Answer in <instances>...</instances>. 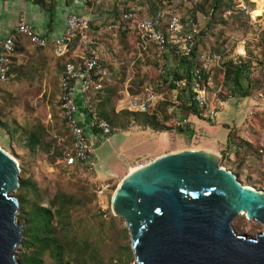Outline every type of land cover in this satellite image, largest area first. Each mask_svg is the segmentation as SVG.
Listing matches in <instances>:
<instances>
[{
  "label": "rangeland",
  "instance_id": "1",
  "mask_svg": "<svg viewBox=\"0 0 264 264\" xmlns=\"http://www.w3.org/2000/svg\"><path fill=\"white\" fill-rule=\"evenodd\" d=\"M195 3L194 7L182 6V12L199 26L196 63L204 68L205 83H210L206 85L208 102L205 110L215 113L214 125L201 117L197 136L186 137L177 133L179 127L185 126L180 122L188 95L175 88L177 79L174 74L181 76L180 79L186 77L192 67L190 61L178 59L171 53L166 59L153 54L140 56L121 37L105 47L110 75L102 107L118 132L109 143L96 150L95 171L66 167L58 160L53 147L54 137H63L64 134L55 108V79L50 82L46 104L31 106L19 101L18 97L15 106L10 103L6 107L9 108L7 126H11L4 129L0 147L17 161L19 182L20 178L29 182V187L22 191L29 205L36 202L54 213L61 212L60 216H55L53 226L55 234L62 239L64 259L71 264L82 263V246L93 248L92 258L85 264H136L129 230L124 219L113 214L111 206L114 192L125 178L127 168L145 165L159 154L196 149L202 142L200 137L207 142L213 137L215 141L225 143L227 130L221 126L224 122L231 127V132L226 151L219 156L218 166L230 171L242 186L264 193V11L257 4L258 0H222L220 4L216 0H195ZM239 4H243L248 12ZM227 11L231 15L224 17ZM15 30L16 27L9 34H14ZM202 55L205 59L200 58ZM238 58L251 63L252 89L245 98L231 94L216 76L224 64L238 62ZM13 62L16 63V59ZM15 74H19L17 67L10 71V76ZM14 78L17 81V77ZM149 91L161 98L148 113L155 114L158 122L155 127L144 126L141 117L128 114L129 111L124 109L129 97H142ZM220 102L224 103L222 107ZM41 105H48L46 113L50 118ZM44 120H50V123L45 125ZM130 127L140 131L137 141L127 137ZM163 127L167 129L159 131ZM115 141L120 147L143 142L137 148L138 156L130 161L129 166L126 162L124 164V155L118 154L122 148L115 146ZM121 164L125 167L122 174H113L119 171ZM100 165L113 173L103 174ZM19 193L17 189L10 196L18 201ZM54 198L56 203L51 205ZM19 206L18 202L17 222L24 232ZM232 227L237 235L247 238H254L263 231L260 223L247 219L245 215H237ZM22 254L23 248L19 244L15 250L19 264H22ZM42 259L43 264L55 262L49 253H45Z\"/></svg>",
  "mask_w": 264,
  "mask_h": 264
},
{
  "label": "water",
  "instance_id": "2",
  "mask_svg": "<svg viewBox=\"0 0 264 264\" xmlns=\"http://www.w3.org/2000/svg\"><path fill=\"white\" fill-rule=\"evenodd\" d=\"M183 150L155 158L128 175L112 210L129 230L136 264H264V193L240 184L218 166L219 156ZM17 162L0 148V264H19ZM263 226L254 238L237 235V215Z\"/></svg>",
  "mask_w": 264,
  "mask_h": 264
},
{
  "label": "built area",
  "instance_id": "3",
  "mask_svg": "<svg viewBox=\"0 0 264 264\" xmlns=\"http://www.w3.org/2000/svg\"><path fill=\"white\" fill-rule=\"evenodd\" d=\"M195 5V0H162L151 14H141V11L134 8L120 11L118 19L109 21L106 30L132 37L140 56L149 54L150 51L155 57L162 58L166 52L172 51L176 58L190 60L197 47L200 30L195 20L184 16L182 6ZM239 7L247 11L243 4H239ZM230 15L231 12L227 11L223 16ZM64 23L62 35L53 39L36 33L27 24L24 16L20 15L15 33L9 34L1 47L0 83L9 81V58L19 36L25 37L37 49L52 48L57 57L65 58L58 95L66 130L65 139L56 140V145L62 147L60 162L66 167L82 166L88 171H95L96 150L118 132V129L110 126L99 115L96 107V96L103 91L109 71L96 51L99 33H94L93 36L89 34L90 18L70 13ZM74 48L79 49L81 55L68 58L67 55ZM200 58L205 59L203 55ZM209 84L204 83L202 73L197 67H193L188 76L174 81L177 90L191 91V101L200 117L213 121L215 113L205 110L208 102L206 85ZM160 100L157 94L149 91L142 97H129L124 109L148 114ZM219 105L222 107L224 103L220 102Z\"/></svg>",
  "mask_w": 264,
  "mask_h": 264
},
{
  "label": "crops",
  "instance_id": "4",
  "mask_svg": "<svg viewBox=\"0 0 264 264\" xmlns=\"http://www.w3.org/2000/svg\"><path fill=\"white\" fill-rule=\"evenodd\" d=\"M160 1L162 2V0ZM155 2H157V0H0V51L4 39L9 35L10 31L14 27H16L20 15L24 16L27 24L31 26L36 33L44 37L55 39L60 37L64 32V22L66 16L70 13H78L86 15L90 18V36H93L94 33H99L98 48L96 49V51L98 52V55L101 57V59L106 62L108 58V53L106 52L105 47L108 43H112V40L120 36L118 33H113L106 30L108 22L117 20L120 11H128L132 8L138 9L139 11H141V14H143V12L149 13L151 5H153L154 7ZM160 3H158V5ZM155 5H157V3ZM72 52L67 55L68 58H74L75 56L81 55V51L77 48L72 49ZM170 53L173 54L172 51L166 52V54L163 56L164 59H166L167 57L169 58L171 55ZM151 54L153 53L149 52V54H146V56ZM9 59V70L11 71L13 68L17 67L19 74L17 76L16 74L14 76H10L9 71V81L0 83V140H3V137L5 135L4 129H7L9 126H11H7V120L9 119V108L6 107L10 103L15 106L18 101V97L20 99L19 101L23 100L25 103H29L31 106H34L36 104H44L46 98H48V93L51 88L50 82L53 81V79H55V81L53 82L55 83L54 88L56 89L55 108L59 114L61 127L63 128L64 134L63 137L55 136L54 138L55 140L65 139V124L62 119L58 103L59 80L63 71L65 58L57 57L54 54L52 48L37 49L33 45H31L25 37L19 36L15 43L14 52L12 53ZM14 59H16V63L13 62ZM191 69L192 67L189 68L190 71ZM14 77H17V81L14 80ZM188 104L189 102L185 101V105ZM41 106L46 110L45 115L47 114V117L50 118V114L46 113L49 110L48 105ZM182 114L183 115L181 117L182 119L180 124L185 125L184 128L187 129L184 135L186 137L197 136V134L200 132V130H197V128L201 127V119L190 114L187 111H182ZM183 121H185V123H183ZM213 121L210 122L213 123ZM42 123L48 125L50 123V120H44V122ZM212 125H214V123ZM221 126L227 130V142L228 136L231 132V127L226 126L225 122L221 124ZM127 130V137H132L130 138L132 141H137V135H140V131L133 127H130ZM133 132H135V135H133ZM114 135L115 134L109 137V141L107 143L110 142L111 137H113ZM152 138L155 139L158 137L152 136ZM200 140L202 142L198 146V148L187 150L205 151L215 155H217L221 151H226V142L219 143L215 141L213 137L210 138L208 142L204 141L202 137H200ZM142 143L143 142H137L132 145L130 144V146L126 145L127 147H120L118 141H115V146L122 148L121 153L118 154H120V156L121 154L124 155V164L126 162L129 166L130 161L135 159L136 156H138L137 148ZM53 147L57 151L61 146L56 145L55 141ZM0 148L2 149V147ZM2 150L4 151V149ZM162 155L165 154H159L155 158H158ZM155 158H153L152 160H154ZM95 163L97 165V157L95 158ZM137 166L138 167L132 165L129 169V172L128 167L126 174H124L123 177H126L133 167L137 169L143 165ZM99 167L104 172L103 174L113 173L102 165H100ZM118 168L119 171L113 173L117 176L122 174L125 167L121 164Z\"/></svg>",
  "mask_w": 264,
  "mask_h": 264
},
{
  "label": "trees",
  "instance_id": "5",
  "mask_svg": "<svg viewBox=\"0 0 264 264\" xmlns=\"http://www.w3.org/2000/svg\"><path fill=\"white\" fill-rule=\"evenodd\" d=\"M216 1L219 4L222 2V0H216ZM160 2H161L160 0H157L155 4L157 3L158 5V3ZM155 4L154 7L153 5H151V9L149 12L150 14L154 13V11L156 10L157 5ZM119 35H120L119 37L127 41L129 47L136 50L135 40L132 37L128 36L125 33H121ZM263 50H264V41H263ZM196 51H197V47L192 54V58L188 61H190L189 64L191 63L192 68L193 67L199 68L202 73V76H204L203 66H199L196 63L198 58V56L196 55ZM238 59H239L238 62H229L224 64L222 70L218 71V73H216V76L218 75V79L219 80L221 79L222 85L225 86L230 91L231 94H238L240 97L245 98L250 95V91L252 89L251 63L244 58H238ZM104 65L108 67V64L106 62L104 63ZM174 75L176 79L181 78V76H179L178 74H174ZM203 81L205 83L206 79L203 78ZM106 83L107 82H105L103 85V91L96 96L97 99L96 107L99 115L102 118H104L110 124V126L115 127L111 123V120L109 119L108 115L102 109L103 101L105 97V91L107 87ZM171 87L173 88L174 86ZM185 93H187L188 95L189 104L183 106L182 110L187 111L190 114L201 119L199 115V111L191 101V91L188 89L185 90ZM128 114L141 117L144 126L155 127L158 125L156 116L153 113L142 114V113L128 112ZM166 129L167 128L163 127L160 128L159 131H165ZM186 131H187L186 128L179 127L177 133L184 134ZM228 138H230V134ZM61 152H62V147H60L56 153L59 161L61 159ZM73 167H79V166H73ZM29 185H30L29 182L20 178L19 187H18L20 193L18 194L17 199L20 204L19 219L22 222L24 221V228H25L23 232L22 241L20 242L21 247L23 248L21 263L43 264L42 256L45 253H49L50 257L55 261L54 264H71V262L66 261L64 259L65 249L63 247L62 239L55 234V226H53L55 216L56 215L60 216L61 212L57 211L56 213H54L51 211L49 207H43L36 202H33L32 205H29L27 199L25 198V194L22 193V191L27 187H29ZM32 189H34V187H32ZM54 203H56V198H54L51 201V205H54ZM62 203H64V200L62 201ZM28 206H30V208L26 209V207ZM80 249H81L80 260L82 263H76V264H85L86 260L92 258L93 248L91 249L89 248V246H82L80 247ZM95 264H100V263H95Z\"/></svg>",
  "mask_w": 264,
  "mask_h": 264
},
{
  "label": "bare ground",
  "instance_id": "6",
  "mask_svg": "<svg viewBox=\"0 0 264 264\" xmlns=\"http://www.w3.org/2000/svg\"><path fill=\"white\" fill-rule=\"evenodd\" d=\"M257 4H259L261 10L264 11V0H258V3H257ZM261 10H260V11H261ZM261 12H262V11H261ZM263 13H264V12H263ZM143 166H144V165H143ZM141 167H142V166H140L139 168H141ZM130 168H131V166L129 167V169H130ZM139 168H137V169H136V168H132L131 171H130V173H129L128 175L134 173V172H135L136 170H138ZM128 175H127V176H128ZM127 176H126V177H127ZM126 177H125V178H126ZM125 178H124V179H125ZM122 181H123V180H122ZM122 181H121V182H122ZM121 182H120V183H121ZM119 185H120V184H119ZM248 189L255 191V190L252 189V188H248ZM243 215H244V214H243Z\"/></svg>",
  "mask_w": 264,
  "mask_h": 264
}]
</instances>
